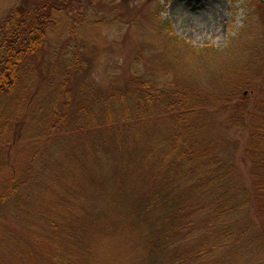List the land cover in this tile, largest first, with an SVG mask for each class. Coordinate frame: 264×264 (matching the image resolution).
<instances>
[{
    "label": "rangeland",
    "instance_id": "374dc122",
    "mask_svg": "<svg viewBox=\"0 0 264 264\" xmlns=\"http://www.w3.org/2000/svg\"><path fill=\"white\" fill-rule=\"evenodd\" d=\"M39 1L0 0V25L13 9L31 10ZM54 3L65 10L60 13L62 18L53 22L49 44L53 51L66 50L61 55L50 52L48 56H39L38 73L64 78L76 93L80 84L90 86L93 94L107 93L122 88L126 79L138 75L146 80L168 81V88L173 83L188 91L209 94L207 116L211 135L224 141L217 152L227 165L233 162L239 169L232 184L241 189L248 187L246 178L251 166L247 153L248 130L232 129L227 123L234 109L238 110L240 99H246L250 109L264 110V7L258 0H54ZM65 16L71 19L70 23ZM70 27H76L78 35L71 34ZM78 46H83L84 51L76 49V55L74 48ZM71 60L81 61L76 71L67 65ZM228 76L245 85L239 91L241 96L231 95L230 89L228 97L233 98H224L222 92L228 86L220 81ZM51 77L41 81L39 102L29 112L45 104L52 95H48L47 89ZM62 102L57 101V106ZM72 107L75 106L69 105L67 112L71 113ZM89 107L90 114L93 110ZM162 128L165 129L159 121L153 120L145 123L142 131L150 139H158L160 133H163L161 137L170 138L168 130L165 133ZM119 137L117 131L105 137L86 131L72 137L37 138L33 132L25 135L23 129L21 138L2 147L0 199L14 177L25 178L27 183L10 201L0 205V264H67L61 259L57 261V255L73 264H92L99 258V251L104 253V259L114 254L125 264H134L135 258L142 259L146 239L133 240L127 234L130 213L138 209L142 196L155 187L149 166H135L131 162L126 166L113 165L111 192L104 193V188L97 186L100 203L98 195L90 197L86 191L92 186L88 184L89 178L93 180L87 167L91 154L98 150L116 151ZM139 148L133 146L130 151L141 155ZM39 153L44 157H38ZM86 167L88 171H84ZM157 182L165 183L163 178ZM57 188L71 191L74 196L81 195L86 207L97 203V207L103 206L108 219L97 223L84 215L73 216L74 220L56 218L48 222V215L52 216L49 209L55 202L52 195ZM207 204L208 200L203 199V206ZM205 217L202 212L192 216L195 230L191 238L195 237L191 243L183 244L180 254H186L192 245L198 248L204 243ZM235 219L241 229L255 222L251 209L243 210ZM252 233H258L255 226ZM122 242L131 246L125 248L129 254L126 259L121 252ZM107 244L112 249L108 255L102 251ZM239 249L242 255L251 252L246 237L240 238ZM250 249L255 252L248 258L245 255L233 261L224 260L228 256L213 255L194 264H264L263 251Z\"/></svg>",
    "mask_w": 264,
    "mask_h": 264
},
{
    "label": "trees",
    "instance_id": "16d2710c",
    "mask_svg": "<svg viewBox=\"0 0 264 264\" xmlns=\"http://www.w3.org/2000/svg\"><path fill=\"white\" fill-rule=\"evenodd\" d=\"M63 10L65 7L57 6L54 0H40L31 10L13 9L0 25V138H3L0 150L13 144L19 136L21 138L23 129L25 135L33 132L37 138L47 135L72 137L86 131L105 137L120 132L116 151L98 150L91 154L87 167L92 171L93 180L89 178L88 184L92 186L86 191L90 197L98 195V202L97 186L104 188V193L111 192L113 165L126 166L131 162L135 166H149L155 187L151 193L142 196L141 204L129 218L130 232L127 235L133 240L146 239L145 253L142 259H133L134 264H194L213 255L228 256L224 260L235 261L237 257H251L255 251L250 248L264 253V110L261 107L250 109L246 99H240L238 110L234 109L227 123L232 129L248 130L247 156L251 166L246 178L248 187L241 189L231 182L239 174L238 167L233 162L227 165L217 152L224 141L211 135V122L207 116L209 94L188 91L186 87L173 83L168 88V81L146 80L138 75L126 79L122 88L107 93L97 91L93 94L86 84H80L76 93L64 78L38 73L41 67L37 61L39 56H48L50 52V55H61L66 50L58 48L53 51L48 38L53 31V22L62 18L60 13ZM66 17L64 19L70 23L71 19ZM66 27L69 28V24ZM69 31L73 35L79 33L76 27ZM177 43L181 45L180 40ZM83 46L75 47L74 54L77 55L76 49L79 48L84 51ZM67 65L76 71L81 61L71 60ZM48 77L52 78L47 86L48 95H52L45 104H39L29 112L39 102L41 81ZM234 78L228 76L220 81L228 86L222 92L224 98L229 96L230 89L231 95H242L239 91L245 85ZM59 100L63 102L57 106ZM69 105L75 106L71 113L67 112ZM87 107L93 112L89 114ZM153 120L159 121L165 128L162 130L165 133L168 130L167 136L171 134V137H161L163 133H160L161 139L147 138L142 127ZM133 146L140 147L139 153L142 154L133 155L130 151ZM37 156L42 158L44 154ZM87 167L84 171H88ZM159 178L165 183L157 182ZM26 183L22 177L9 181L0 205L10 201ZM52 198L55 202L49 209L52 216L48 215V222L56 218L74 220L73 216L81 218L84 215L97 223L108 219V212L102 210L104 207L96 206L100 202L87 208L86 200L81 195L74 196L71 191L57 188ZM203 199L208 200V206H203ZM62 204L66 205L63 207ZM245 209L253 211L255 222L241 229L235 217ZM199 212L206 214L202 231L204 243L198 248L192 245L190 251L180 254L183 244L194 240L195 235L191 238L195 230L192 216ZM52 224L56 226V222ZM254 226L257 235L252 233ZM241 237H246L251 250L248 254L240 252ZM122 245L124 251L121 252L126 259L129 254L125 248L128 250L131 246L127 247L125 242ZM102 251L108 255L112 249L107 244ZM103 255L99 251L102 260L98 262L96 257L92 264H125L114 254H109L107 259ZM56 257L57 261L61 259L73 264L67 258Z\"/></svg>",
    "mask_w": 264,
    "mask_h": 264
},
{
    "label": "water",
    "instance_id": "95a60500",
    "mask_svg": "<svg viewBox=\"0 0 264 264\" xmlns=\"http://www.w3.org/2000/svg\"><path fill=\"white\" fill-rule=\"evenodd\" d=\"M259 1L264 4V0H259Z\"/></svg>",
    "mask_w": 264,
    "mask_h": 264
}]
</instances>
